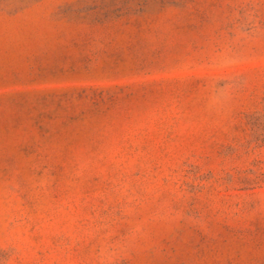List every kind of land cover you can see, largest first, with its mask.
Segmentation results:
<instances>
[{
	"label": "rangeland",
	"instance_id": "1",
	"mask_svg": "<svg viewBox=\"0 0 264 264\" xmlns=\"http://www.w3.org/2000/svg\"><path fill=\"white\" fill-rule=\"evenodd\" d=\"M0 264H264V0H0Z\"/></svg>",
	"mask_w": 264,
	"mask_h": 264
}]
</instances>
